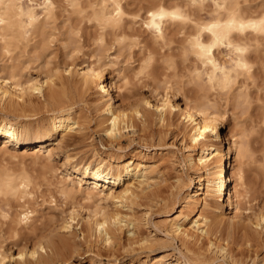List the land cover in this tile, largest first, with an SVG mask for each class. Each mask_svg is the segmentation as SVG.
Returning a JSON list of instances; mask_svg holds the SVG:
<instances>
[{
    "label": "bare ground",
    "instance_id": "6f19581e",
    "mask_svg": "<svg viewBox=\"0 0 264 264\" xmlns=\"http://www.w3.org/2000/svg\"><path fill=\"white\" fill-rule=\"evenodd\" d=\"M79 1L69 0V3L75 8L82 5L79 4ZM247 1L186 0L188 9L184 14L177 8L167 10L161 4L156 10L147 12L144 28L155 41L164 40L165 20L179 21L189 27L190 30L186 31V37L182 43H184V50L189 52L188 55L191 54L194 57L193 60L198 63V68H195L194 72L201 84V89H203V100L197 107L192 106L182 97V104L179 105L176 101L179 95L175 91L169 96L166 94L161 99L154 98L152 105L143 98L125 104L119 98V93L114 96L111 94L114 83L113 80L107 82L104 78L102 66L85 63L84 67L78 71L69 62L63 66L62 72L56 70L57 72H53L42 82L27 79L25 82H20L16 78L17 69L12 68L8 77L0 79V108L7 113H22L23 115L17 116V119L21 116L25 117V113L34 111L36 105L34 101H39V98L44 97L45 89L48 88L47 84H53L52 79H56L57 87L62 92L72 90L77 93L79 98L96 88L95 94L93 93L94 96L91 98V109L95 113L96 127L103 126V129L96 130V133L99 134L102 131L110 146L120 144L128 131L135 134L134 122H139L143 127H147L153 119L160 123V127L169 128L182 118L185 121L183 129L186 130L190 127L187 132L190 142L197 144L200 149L197 159L191 156L187 157L189 169H196L202 173L196 177L198 186L195 191L179 199L181 210L178 216L167 225V233L174 239L180 240L181 248H183V252L180 251V254L190 262L209 263L219 257L230 259L232 264H242V260L237 258L239 248H241L239 251L241 256L244 248L253 249L254 246H259L264 242V208L243 218L235 213L237 210L244 209L242 205L245 202L243 203L242 200L246 201L250 192L254 197L264 195V138L261 139L260 135L254 139L257 150L263 153L261 155L263 164L260 168H256V176L252 181L250 180V185L247 181L245 182L247 178L244 177L242 170L237 168L235 169L238 171L232 172L227 179V168L229 169L232 165L230 163L232 153L236 152L238 158L243 155L249 157L251 140L248 135H245V142L240 144L234 139V136L227 134L228 147L223 148V139L218 135L219 128L223 123V114L216 109L215 102L218 98L217 95L228 92L236 84H240V87L246 82L255 84V75L258 74H256V70L262 71L264 76V55L261 54L264 53V49H260V47L264 48L262 45L264 41V4H246ZM97 4L99 8L94 11L93 18L100 27L103 29L118 28L126 16V10L123 9L119 1L101 0ZM52 11V2L45 0L43 4L44 17L49 18ZM196 11L197 13L194 14ZM37 22L35 12L25 7L21 0H0V44L2 50L11 53L12 49L18 48ZM51 89L53 91L50 90L52 92L50 97L55 93L52 86ZM119 89H116L117 92ZM236 96L241 99L243 97V103L245 102L247 105L248 100L246 101L242 89L238 88ZM72 100L60 105L57 103L53 114L40 121H12L7 114L2 115L0 117V141H2L0 150H6L9 143L14 146L32 143L45 144L50 142L55 135H59L60 143H57L55 148L46 151V158L49 159L62 144L68 147L76 142L79 136H85L84 127L82 128L78 119L73 117L72 106L75 103ZM257 101L260 102L256 107L257 113H254L253 119L250 121L251 128L256 129V135L264 130V99L258 98ZM116 102L119 103L116 104ZM184 133L186 136V132ZM142 136H146V133ZM165 137V133L161 129L158 130L155 135L151 134L149 137L151 138L149 139L150 145H154L152 143L157 140L159 146ZM91 153L95 159L87 162H84L83 159L76 160L78 159L76 154L64 156V163L71 166V174L78 178L75 182L67 179L72 188L74 186L82 189L85 184L87 199H91L93 196L98 197L102 201L110 203L111 209L105 206V208L99 207L100 209L94 210L83 218L73 208L67 214V218L63 217L61 223L58 224V230L61 233H69V237H72L66 239L62 247L53 238L44 234V236L41 235L35 239L37 241L32 250L27 251L19 248L20 250L18 249L16 254L10 256H6L0 250V264H4L6 261L13 264H72L67 261L70 260L71 254L78 250V243L74 240L77 236L70 232L72 225L76 226L83 238L84 236L87 238L97 237L103 244V249H107L110 254H114L119 248L132 245L151 246L153 241L141 236L140 222L129 214L137 206L139 200H144L151 206H157L158 200L165 202L161 190H155L149 194L144 192L145 187L158 185V183L150 184L152 181L150 176L159 164L150 161L143 162V160L121 164L119 161L113 160L109 154V156L101 157L102 155H99L92 147ZM131 166L133 168H130ZM101 182L111 186H102ZM230 183H233L232 187H230ZM28 187L29 181L25 177L17 181L6 173L0 174L1 204L3 197L16 198L19 196V199L29 197ZM66 187L62 184L59 191L62 196H66ZM181 187H188V184L187 186L180 185ZM180 192L181 190L174 196H179ZM199 196L202 198L199 199ZM3 206H0V220L5 224L8 219L12 218L11 224H7L10 231H14L17 226L27 224L28 213H18L11 217L9 211L4 210ZM123 209H126L127 212H123ZM195 211H197L196 217L190 222L191 226L182 227L181 224L185 223ZM226 211L232 216L226 215ZM129 226L132 227L131 230L128 229ZM124 229L131 237L126 239V243L121 244L120 235ZM61 237H65V235ZM61 248L69 249L70 254L66 256L60 250ZM202 251L208 252V256ZM99 261L101 260L98 258L97 260L90 258L88 264H100ZM142 264H147V262L143 261ZM152 264L166 263L164 258H160Z\"/></svg>",
    "mask_w": 264,
    "mask_h": 264
},
{
    "label": "rangeland",
    "instance_id": "374dc122",
    "mask_svg": "<svg viewBox=\"0 0 264 264\" xmlns=\"http://www.w3.org/2000/svg\"><path fill=\"white\" fill-rule=\"evenodd\" d=\"M49 1L53 4L52 16L45 18L43 15L45 0H21L25 7L35 12L38 22L27 37L21 41L19 47L12 49L11 53L4 52L0 44V79L8 77L10 70L16 68L17 72L15 73L18 74H16V78L20 82L27 80L42 82L56 70L62 72L63 66L69 62L78 71L84 67L85 63H95V65L102 66L103 76L107 82L113 80L114 88L111 94L114 96L119 93V98L125 104L143 98L152 105L154 98L161 99L166 94L171 95L174 91L179 95L176 99L179 105L182 104L181 97L195 107L203 100V89H201V84L194 72L195 68H198V63L193 60L194 57L191 54L188 55L189 52L184 50V43H182L186 37V31L190 30L189 27L179 21L165 20L163 41H155L144 28L148 11L156 10L161 4L167 10L177 8L184 14L188 9L186 0H118L126 10V16L118 28L105 29L100 27L93 18L94 11L99 8L97 3L101 0H80L79 4L82 5L75 8L70 5L69 0ZM89 1L91 2L89 3ZM247 2L246 4H264V0H248ZM89 5L92 7H88ZM192 9L194 10V8ZM196 13L197 11L194 12V14ZM262 45H264V41ZM260 49L264 48L260 47ZM261 54L264 55V53ZM256 74L255 84L246 82L241 87L240 84H236L224 94L217 93L219 95L215 102L216 109L223 114V123L218 131L219 137L223 139V148L228 147L227 134L234 136V139L240 144L245 142V135H248L251 140L249 157L243 155L238 158L236 157L237 153L233 152L230 160L232 165L229 169L227 168V179L232 172L235 173L240 169L244 177L248 179L245 182L247 181L249 185L250 180L252 181L256 176V168H260L263 164L261 157L263 153L257 150L254 139L260 135L263 139L264 130L256 135V129L250 126L254 113H257V104L260 103L257 99H264L263 72L256 70ZM19 76L22 77H20L21 80ZM52 80L53 84L48 83V88L45 87L44 97L39 98V101H34L36 104L34 111L27 112L24 114L25 117L21 116L17 119V116L23 114L3 112L0 108V117L7 114L12 121H40L53 114L57 103L60 105L73 99L75 103L72 106L73 117L78 119L82 128L84 127L85 136H79L77 141L68 147L62 144L49 159L46 158V151L55 148V145L60 143L59 135H55L50 142L45 144L32 143L14 146L9 143L6 150H0V174L6 173L17 181L25 177L29 181L27 192L30 194L24 199H19V196L2 198L4 206L1 202L0 206L9 211L11 217L18 213H28V221L26 225L17 226L14 231H10L7 224H11L12 218L8 219L5 224L0 220L1 252L10 256L16 254L19 248L27 251L32 250L37 241L35 239L41 235L44 236V234L53 238L62 247L66 239L72 237H69V233H61L58 230V224L61 223L63 217L67 218L71 209L74 208V211H78L83 218L104 206L111 209L110 203L104 202L98 197L93 196L91 199H87L85 184L82 189L74 186L72 188L69 181L75 182L78 178L71 174V166L64 163V156L76 154V158H78L76 160L83 159L84 162L94 160L91 153L92 147L99 155H102L101 157L110 155L113 160L119 161L121 164L140 160L157 162L159 165L156 163L158 167L150 176L152 179L150 184L158 183V185L145 187L144 192L149 194L155 190H161L165 202L158 200L159 204L152 205V207L151 204L147 203V205L146 201L139 200L137 206L129 214L140 222V227H138L141 236L152 240L151 246L132 245L119 248L118 251L113 252L114 254H110L107 249H103V244L97 237L87 238L84 236V239L76 226L72 225L70 232L77 236L74 240L78 243V250L77 253H73L75 255L71 254L70 260L67 262L88 264L90 258L96 260L98 258L101 260L100 264H142L143 261L152 264L155 260L164 258L166 264H196L180 254V251L183 252L180 240L174 239L167 233V225L178 216L181 210L179 199L195 191L198 186L196 177L202 173L196 169H189L187 157L191 156L197 159L200 153L197 144L191 143L188 138L187 132L190 127L186 130L183 129L185 121L182 118L169 128L160 127V123L153 119L147 127H143L139 122H134L136 133L128 131L120 144L110 146L102 131L99 134L96 133V130L103 129V126L96 127L95 113L91 109V98H93L96 88L79 98L77 93L72 90H70L71 92H62L57 87V80ZM51 86L55 93L50 97ZM118 88H120L119 92H117ZM238 88L242 89L245 94L246 101L248 100L247 105L245 102L243 103V97L241 99L236 96ZM118 103L116 102V104ZM160 129L166 135L162 144L158 146L157 140H155L152 143L154 145H150L149 139L151 138L149 137L151 134L155 135ZM184 132H186V136ZM145 133L146 136H150H142ZM62 184L64 187L67 186L66 196L59 193ZM100 184L111 186L102 182ZM187 184L188 187L180 188V185L187 186ZM229 185L232 187L233 183ZM179 190H181L180 195L175 197L174 195ZM201 198L202 196H199V199ZM172 201L173 204L170 205ZM242 202H245L242 207L246 209L235 212L241 218L264 208V195L254 197L250 192L246 201L242 200ZM165 204L167 205L165 206ZM123 212H127V210L123 209ZM196 212H193L190 218L181 224L182 227L191 226L190 222L195 219ZM227 213L229 212L226 211V215L232 216ZM128 229L131 230L132 227L129 226ZM124 231L125 229L120 235L121 244L126 243V239L131 237ZM62 235L65 237H61ZM66 249L61 248L60 250L68 256L70 250ZM240 249L237 251V258L242 260V264H264V242L259 246H254L253 249L249 248V252L242 248L241 256ZM203 253L207 256L209 254L208 252ZM4 264L13 263L6 261ZM199 264H232V262L230 259L218 257L209 263Z\"/></svg>",
    "mask_w": 264,
    "mask_h": 264
}]
</instances>
